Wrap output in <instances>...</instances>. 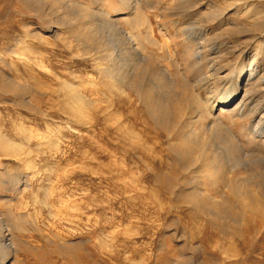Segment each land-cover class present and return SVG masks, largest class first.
<instances>
[{"label": "rangeland", "instance_id": "rangeland-1", "mask_svg": "<svg viewBox=\"0 0 264 264\" xmlns=\"http://www.w3.org/2000/svg\"><path fill=\"white\" fill-rule=\"evenodd\" d=\"M46 1L0 0V85L13 89H0V135L15 148L0 146V264H264V214L247 210L223 230L204 211L222 198L236 201L233 189L252 176L246 164L254 157L264 179V139L251 145L246 136L264 129V0H53L57 12ZM143 19L157 46L146 44L147 63L166 66L179 86L188 81L180 100L220 98L230 69L240 95L253 91L244 119L219 118L244 157L232 173L222 170L229 188L208 187L199 167H183L172 152L191 132L214 141L211 120L179 101L182 90L175 86L174 96L184 121L171 129L123 82L122 39ZM191 27L204 32L199 45L183 42ZM210 45L219 52L193 66V50L205 56ZM255 54L259 82H246ZM150 74L141 75L144 86ZM221 153L223 163L229 154Z\"/></svg>", "mask_w": 264, "mask_h": 264}, {"label": "bare ground", "instance_id": "bare-ground-1", "mask_svg": "<svg viewBox=\"0 0 264 264\" xmlns=\"http://www.w3.org/2000/svg\"><path fill=\"white\" fill-rule=\"evenodd\" d=\"M38 1L39 2H47L46 0H38ZM56 1H58V0H56ZM56 1H53L52 0L50 2V5L53 7V10H55L57 12L58 10H61V8L58 9V7H57L58 5L56 6V3H57ZM61 3H60V5H61ZM38 7H40V6H38ZM68 8H70V7H68ZM37 12L40 13L38 8H37ZM87 12H89V11H87ZM244 13H247V12H244ZM83 15H85V13ZM63 19L66 22H69V21H73L74 20V19L71 18V15H68V14L64 15L63 16ZM139 19H140V17H139ZM79 20H81V19L79 18ZM90 22H91V20H90ZM106 23H108V22H106ZM134 29H135L134 30V33H133V31L132 32H129V34L127 35L128 38L125 37L124 39H122V44H121V58H120V64L118 66H119V68H120L121 71L123 69V72L121 74L123 76L122 77L123 82L125 83V85H128L131 88L133 87L135 89V91H136L135 94L137 93V95L140 98V100L148 106L147 107L148 108V111H149L148 113H150L151 117L155 120V122L157 124H160V125L165 124L167 127H169V128L172 129L174 123L177 124V122H180L181 121L180 118H182L183 116L181 117V115H180L181 112L180 111H181V108L184 109V110H185V108H183L182 106H180L181 105L180 103L178 104V107H177V105H176L177 103L176 102H178L177 101L178 99L181 102L184 100L186 103H187V101H189L188 107H190L191 110H195V111L197 110L199 112L200 115L198 114V112H196V113H197L198 116H200L199 117L200 121L206 122L205 120H209V121L211 120L210 121L211 122L210 123L211 124L210 129L213 132H212V136H209V137L212 140L214 138L213 143L210 140H209L210 142L209 141H206L205 142L203 140L204 137L203 138L201 137V139H199L198 136H200V135H198L195 132H194L195 134L193 132H191L190 135L185 136L183 138L184 140L181 143L177 144L174 148H172V152L179 158V160L181 161V164H182L183 167H185V168H188V167H191L192 168V167H196V166L199 167L198 169L195 168V169H197V170H195L196 171L195 174L198 177H200V178L206 179V182H208V185H207L208 187L209 186H211V187L214 186V189L216 188L217 190L220 187H225V188L228 187L229 188L233 184V182H232V180L230 178H224V177H222V174H221L222 173V170H224L223 168L225 167V165H227L231 169V172H229V171L228 172L229 173H232V171L234 169L239 168V166H240V162L239 161L240 160H243L244 161V157H242L243 155L241 156L242 152H240L241 154L238 153V150L240 151V149H237V146L239 148V145H237V142H238L237 138L238 137H236L235 134H233L232 132L227 131L226 129H225L226 130V132H225L224 131V126L223 125H222L223 127L221 126V123H220V119L219 118L221 116H223V114L225 115V113H226V115H228V117H230L232 119L233 118L235 119L236 117L239 118V119H241V120L244 119L245 118V114H248L249 112L248 113H245V109H243V104L246 105L245 103L248 102V101H246V99H247V96H249V94H250V92L252 90L249 91L247 89H244L243 94L240 95L241 86H238V82L237 81L234 82V79L236 78L237 72H235L236 70H234V69H230V70H228L226 72L227 74L224 75V78L221 77L222 79H225L226 80V83L228 84V88H227V90L225 91V93L220 98H218V99L216 98V100H215V98H214V100H212L210 98H207V99L201 101V100H197V98L195 97V100H194V98H191L193 95L190 93L191 94V97H189V98L188 97H185V99L180 100L182 98V95H183V92H184L183 91V87L186 86L184 84V82H183V81H185V82L187 81L186 80V77H184L185 79L182 78V80H183L182 81V84L179 86L178 83H180L179 82L180 80L178 81V83H177V81L175 82L174 80H172L174 78V76H173L174 74L169 73V71L167 70L168 68H166V66H164L161 69L159 68V69L156 70V69H154L152 67V65H151L152 63L151 62H150L151 64L147 63V60L146 59H148V58H147V55H145V54H146V51L148 49L146 50V44L148 43L150 45L156 46V42L154 41V38H153V30L150 27V22H148L147 19H143L141 22L138 21V23L136 24V26H135ZM189 31L191 32V34L188 33ZM261 31H262L261 34H263V35H262V39L260 37V41L261 42L258 45V49L256 48L258 51L261 50L260 48H264V30L262 29ZM102 33H103V31H102ZM183 33H184V36H185V40L183 42H185L187 45H189V42L193 43V45H199V44H196L195 41L197 42L198 40H204V37H205L203 30L201 28H198V27H191V28L185 30ZM83 34H85V33H83ZM95 37H94V39H95ZM90 39H91V37H90ZM93 41H95V40H93ZM105 41H106V39H105ZM207 48H209V49H207V52H206V55L205 56H203L201 54V52H198V51L196 52L195 50H193V56H194L193 57V59H194L193 66H197V65L204 64V62H203L204 60L208 62L209 61L208 60L209 58L207 59V56H208L207 54H211V55L214 54L215 55V54H217L219 52V50L216 49L214 45L207 46ZM112 49H111V52L108 49H105V51L107 53L109 52L108 57L110 58V61H111L112 66H114L115 63L117 62V59H115L116 56H115L114 52H112ZM257 56H258V54H255L252 57V63H250V65L248 66L249 67V69H248L249 74H248V78L246 79V82H250V80H254L255 77H256V75H257L256 74V71H254L255 70V66H254V63H253L254 62V59ZM160 59H162V57H160ZM230 67H232V65ZM214 68H215L214 65H212L211 66V69L213 70ZM116 69H118V68H116ZM219 69H221V67H219ZM218 70H216L215 72L212 71L213 74L215 73L216 76H218V73H217ZM148 71H149V73H151L150 74L151 75L150 76V80L151 81L149 83H147V85L145 84V86H144V80H143V78H142L141 75L144 74V73H146V72H148ZM139 74L141 76V79L140 80H138ZM174 79L176 80V78H174ZM260 80L263 81L261 83L264 84V80L262 78H260ZM254 82H255V80H254ZM256 82H259V81H256ZM263 84H261V85H263ZM244 85H246V83ZM258 85H259V83H258ZM175 86H176V89L182 90L181 93L179 92L178 99H177L176 96H174L175 95L174 94L175 93V91H174L175 90ZM249 87L251 89V86H249ZM9 88L10 87H8L7 85H2V84L0 85V89L5 90V92H6V90H9ZM10 89H12V88H10ZM260 89H261V87H260ZM221 93H223V92H221ZM252 93H253V91H252ZM21 94H22V92H21ZM172 94H173V96H174L175 99L172 98L173 96L171 97ZM252 95H254V94H252ZM238 97H239V100L240 101L238 100ZM20 101H21V99H20ZM184 101H183V104H185ZM261 102H262V100L260 98L259 104ZM77 108H76V110H77ZM79 108H81V107H79ZM79 108H78V110H79ZM82 109H80V110H82ZM250 110H252V109H250ZM255 110H256V108H255ZM184 113H183V110H182V114H184ZM251 113H253V112L251 111ZM182 120H183V118H182ZM258 126H259V124H258ZM181 129H182V127H181ZM258 131H256V129L254 131H252L251 128L248 129V134H246V136L248 137L247 141H249L248 144L251 143V145H254L253 143H255L254 142L255 139H259V140L260 139L261 140L264 139V129L260 130L259 131L260 133H258ZM255 133H258L257 135L259 137L258 136H255ZM209 135H211V134H209ZM212 144H214V145H212ZM0 146L3 149H7V150H10V149L14 150L15 149L12 145L8 144V142H6L1 137V135H0ZM241 151H243V150H241ZM252 151H254V150H252ZM220 152L225 153L224 155H226V152L229 154L227 156L226 161L223 162V163L218 158V156H220L219 155ZM236 152L239 154V156L235 154ZM240 156L243 159L242 158L240 159ZM246 156H248V154ZM222 157H225V156H222ZM250 159H251V157H250ZM253 159H254V161L251 160V162H249V164H246L249 167H251L252 170H253V167H255L254 171L252 172V176L246 179L247 180L246 185L243 183L245 186L241 184L243 187H241L239 185L240 188L237 187L236 190L233 189L234 190V195H235V198H236V201L234 203L228 202L227 198H222V199H220L217 202L214 201L213 202L214 203V206L213 205H210V206H207V207H206V205L204 206L205 207V209H204L205 216L210 217V218L212 217L213 219H216L217 221H220L221 223H223L221 225L223 230H228V227L229 226L231 227V225L229 223H231V222H234L235 223V220H238L237 223L238 222H241V218L245 214V211H247V210L250 211V212H252V213H257V214L260 213V215L261 214L262 215L264 214V209H263L264 207L262 206V205H264V203H263L264 193H262L264 191V179H262L263 181L259 179L262 176L259 174V172L257 170V167L259 166L258 164L262 161V159H261V157L260 158H255L254 157ZM222 160H224V159H222ZM241 166L243 167L244 165L241 164ZM243 169H246L247 170V167L244 166ZM244 182H245V179H244ZM247 184H249L248 185L249 187H246ZM210 198H211V196H210ZM0 227H1V225H0ZM1 242H3V241H1ZM3 247H4L3 248L4 250H5V248L7 249V246H3ZM8 248H10V247H8ZM6 252H7V250H6ZM4 262H6V260ZM4 262H3V264H4Z\"/></svg>", "mask_w": 264, "mask_h": 264}]
</instances>
